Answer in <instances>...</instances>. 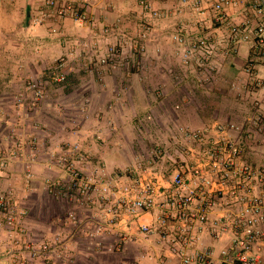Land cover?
Returning <instances> with one entry per match:
<instances>
[{
	"label": "crops",
	"instance_id": "obj_1",
	"mask_svg": "<svg viewBox=\"0 0 264 264\" xmlns=\"http://www.w3.org/2000/svg\"><path fill=\"white\" fill-rule=\"evenodd\" d=\"M74 1L83 5L88 21L50 15L45 0H0V153L9 156L0 194L10 192L21 213L23 231L16 236L33 242L64 236L72 255L68 264H182L161 229L145 234L138 229V223L152 222L154 211L122 227L126 241L120 244L116 235L104 232L106 184L134 167L132 144L145 136L138 122L193 128L243 124L252 106L264 105L260 65L245 71L254 47L229 40L231 25L256 18L240 4L226 9L229 24H221L211 8L215 0H147L149 8L137 0ZM200 36L228 48L218 46L204 66L196 57L185 61V47ZM56 59L64 61L72 82L53 88L42 79ZM229 90L236 98L229 99ZM244 141L239 163L264 170V127ZM72 144L80 147L79 166L93 187L90 199L80 204L49 189L65 179L57 159ZM160 157L157 168L167 185L175 165ZM241 207L228 194L220 195L191 247L234 264L222 251L234 237L229 218ZM13 238L0 214V264H17L8 256ZM26 264L46 263L30 259Z\"/></svg>",
	"mask_w": 264,
	"mask_h": 264
},
{
	"label": "built area",
	"instance_id": "obj_2",
	"mask_svg": "<svg viewBox=\"0 0 264 264\" xmlns=\"http://www.w3.org/2000/svg\"><path fill=\"white\" fill-rule=\"evenodd\" d=\"M137 1L141 7L149 8L147 0ZM240 4L256 20L246 18L240 24L231 25L229 40L232 43L250 42L254 57L247 62L245 71L251 73L259 64L264 74V0H215L211 8L215 20L229 24L226 9ZM44 5L50 15L88 21L83 5L74 0H45ZM43 15L48 16V13ZM176 39L182 42L180 37ZM218 46L222 51L228 48L226 43L216 45L209 37L200 36L185 47L184 59L196 57L198 64L204 66L217 55ZM62 64L55 65L58 81L64 79ZM258 84L264 89L261 81ZM32 87L35 88V84ZM36 94L40 96L41 91L36 90ZM250 111L248 121L243 124L214 122L201 128L175 127L172 138L183 145L177 146L173 153L156 148L157 157L161 154L175 165L167 185L157 168L156 157L147 164L139 163L126 169L124 178L116 180L113 185L106 184L109 193L102 198L106 204L107 227H101L104 232L116 235L120 244L126 241V231L122 227L127 228L144 213L154 211L156 216L152 222L138 223V229L144 234L161 229L163 241L182 264H227L225 260H214L209 253L192 248L191 243L208 224V215L214 210L216 199L228 194L233 202H241L242 207L229 218L234 237L222 254L231 257L234 264H264V243L260 241L264 235V170L238 161L245 150L244 138L264 127V105L257 102ZM8 160L9 156L0 153V176L7 168ZM82 160L77 144L68 146L59 155L57 163L65 179L50 185L55 197L71 204L90 199L92 182L79 166ZM27 175L31 174L28 172ZM258 186L260 192L255 190ZM0 214L14 237L8 250L12 261L17 264H26L30 259H41L46 264L72 262L64 236L58 234L41 242L21 240L16 236L23 231L21 213L10 192L0 194ZM69 218L73 222L76 219L73 211H70Z\"/></svg>",
	"mask_w": 264,
	"mask_h": 264
},
{
	"label": "rangeland",
	"instance_id": "obj_3",
	"mask_svg": "<svg viewBox=\"0 0 264 264\" xmlns=\"http://www.w3.org/2000/svg\"><path fill=\"white\" fill-rule=\"evenodd\" d=\"M59 62L64 63L62 59H56L53 66L49 68V74H47V77L46 78L43 77L42 79L43 81L46 80V84L53 88H56V86L58 85L61 86L65 82H72V79L70 80L66 79L67 74H65L63 70L64 64H62L61 66V72L64 75V79L61 81L57 80L56 77L58 74V70L55 69V65ZM229 92H230L229 99L231 97L236 98V95L234 93H232L230 90ZM137 124L139 128L145 133V136L139 140L140 143L134 140L132 144L134 152L137 155L136 161L133 164L134 166L138 165L139 163L147 164V161L149 160L151 161L152 158L155 159L156 156H155L154 150H156V148H160L166 152L171 151L173 153L174 152L173 150L177 146L183 145V142L181 141L175 142V139L172 138V134L170 132V129L171 131L175 129V125L173 124H176V123H164L162 121L158 123L155 121L152 122L150 120L149 121L144 120L141 123L138 122ZM181 124H188L191 126L196 125V123H181ZM168 127H170V129ZM159 134L161 135L158 136ZM156 159H157V163L159 164L162 158L158 160V157H156Z\"/></svg>",
	"mask_w": 264,
	"mask_h": 264
}]
</instances>
